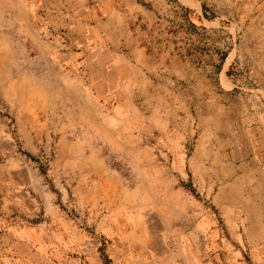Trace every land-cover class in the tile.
<instances>
[{
    "label": "rangeland",
    "instance_id": "1",
    "mask_svg": "<svg viewBox=\"0 0 264 264\" xmlns=\"http://www.w3.org/2000/svg\"><path fill=\"white\" fill-rule=\"evenodd\" d=\"M75 1L0 0V264H264L212 233L224 225L187 177L179 127L197 76L224 61L240 91L264 86V0H141L126 23L148 77L192 70L158 97L91 85L108 60L90 65L100 39Z\"/></svg>",
    "mask_w": 264,
    "mask_h": 264
},
{
    "label": "crops",
    "instance_id": "2",
    "mask_svg": "<svg viewBox=\"0 0 264 264\" xmlns=\"http://www.w3.org/2000/svg\"><path fill=\"white\" fill-rule=\"evenodd\" d=\"M140 1L90 0L83 5L87 19L77 25L83 26L86 37L94 32L100 39L98 46L90 47L87 58L90 65L94 59L106 58L109 66L105 73L91 75V85L97 90L115 82L158 97L157 92L173 84L174 68L181 78L192 80L188 78L192 70L177 64H170L171 71L165 68L159 82L148 77L150 57L126 23L127 13L140 9ZM64 2L62 6L69 10L77 5L75 0ZM230 66L231 62L224 61L213 78L198 75L195 80L198 100L186 106L179 124L182 146L190 145L185 167L187 177L191 174L193 185L208 198L211 220L224 225L213 227L212 233L218 238L233 237L236 243L241 237L251 252L264 253V86L240 91L226 74ZM207 89L215 93L213 99L199 100ZM172 257L162 255L164 262L158 264H190Z\"/></svg>",
    "mask_w": 264,
    "mask_h": 264
}]
</instances>
